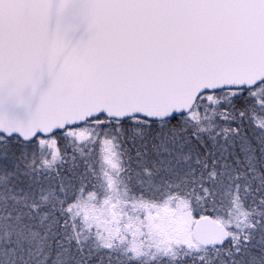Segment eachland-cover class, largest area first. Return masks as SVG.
Returning a JSON list of instances; mask_svg holds the SVG:
<instances>
[{"label": "snow or ice", "instance_id": "snow-or-ice-1", "mask_svg": "<svg viewBox=\"0 0 264 264\" xmlns=\"http://www.w3.org/2000/svg\"><path fill=\"white\" fill-rule=\"evenodd\" d=\"M0 264H264V0H0Z\"/></svg>", "mask_w": 264, "mask_h": 264}]
</instances>
